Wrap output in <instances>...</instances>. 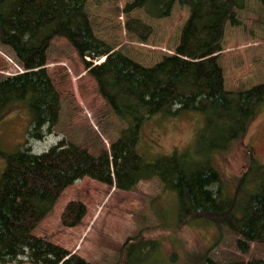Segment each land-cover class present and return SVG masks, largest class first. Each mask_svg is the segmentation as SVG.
<instances>
[{
	"label": "rangeland",
	"instance_id": "rangeland-1",
	"mask_svg": "<svg viewBox=\"0 0 264 264\" xmlns=\"http://www.w3.org/2000/svg\"><path fill=\"white\" fill-rule=\"evenodd\" d=\"M137 1L0 0V17L10 25L9 43L0 39V109L9 107L0 110V179L8 152L36 158L71 149L74 166H80L77 175L71 167L56 170L63 189L55 201L40 203L33 220L9 217L0 264H56L64 257L61 264H184L202 250L206 264H264V203L239 233H219L210 221L189 214L179 220L171 184L144 171L132 153L148 162L176 153L199 210L227 209L226 200L250 167L241 190L252 183L258 188L264 172V7L257 0H230L222 40L197 60L176 52L188 4ZM193 1L198 7L208 0ZM29 11L35 13L24 17ZM75 18L81 26L72 24ZM69 32L83 57L63 36ZM191 36L197 42L191 52L212 43L197 26ZM112 49L133 65L153 68L154 77L149 89H137L135 98L117 104V116L99 87L96 68L106 56L94 58L99 51L110 56ZM213 55L219 68L204 80L197 79L196 67H180V61ZM12 75L20 87L27 83L30 105L37 108L41 101L45 120L29 121L23 97L3 86ZM112 87L105 86L111 94ZM3 95L9 98L5 103ZM134 118L139 124L123 135L130 126L126 119ZM126 162L140 170L133 168L119 182L115 173ZM14 175L4 200L7 214L14 208L7 199L11 192L17 201L26 200L20 173Z\"/></svg>",
	"mask_w": 264,
	"mask_h": 264
},
{
	"label": "trees",
	"instance_id": "trees-1",
	"mask_svg": "<svg viewBox=\"0 0 264 264\" xmlns=\"http://www.w3.org/2000/svg\"><path fill=\"white\" fill-rule=\"evenodd\" d=\"M190 7V15L185 21L180 33V44L176 49L178 55L194 57V59H203L209 56L212 53V48L214 45H219L222 40L223 29L225 27V22L229 18V9L231 6L230 0H208L206 2H202L197 5L193 0H180ZM264 7V0H257ZM143 0H138L136 4H141ZM64 2L60 3V6H63ZM127 10H131L133 5H128ZM168 6V5H167ZM169 8V6H168ZM63 10V9H60ZM35 13V11L27 12L24 17H27L30 14ZM167 13V10L164 12V15ZM20 16L22 17L23 13ZM82 21L75 18V21H72V24H79ZM62 23H64V18L62 19ZM8 20L2 19L0 17V39L3 42L9 43L7 39L6 31L10 28ZM84 21V25H85ZM83 25V26H84ZM81 26V25H80ZM197 26L198 31H202L207 34L212 40L211 44H197V52H191L189 48L190 45H196V37L191 36V28ZM73 31V30H72ZM75 31V32H74ZM74 33L84 31V28H80L79 30H74ZM63 36L71 43V46L75 49V51L83 57L82 49L79 45H76L74 38L70 32L63 33ZM192 45V46H193ZM113 52L117 50L112 49ZM218 51V50H217ZM109 52H101L99 51L94 58H99V55H102V59L106 56V61L96 69L99 71L100 75L98 76L99 87L103 92L107 105L114 111L115 115L119 113L116 110V106L118 103H121L126 98H135L137 96V89L147 90L151 87L153 82V76L151 70L153 68H143L138 64L133 65L132 61L128 59H122L119 53H113L108 56ZM183 60V59H182ZM202 62H205L202 64ZM180 67L185 68L188 67H196L197 68V79L204 80L206 75L209 73L210 75H215L217 73V69L219 68L216 60L210 57L206 60H202L200 62H189L183 60L180 61ZM210 69V70H208ZM124 70V72H121ZM156 71L154 72V76ZM158 74L156 77H159ZM217 76V75H216ZM28 77V75H26ZM23 79V78H22ZM20 80L24 82L25 80ZM130 82L134 84V89L130 88ZM3 86L6 88H11L14 93L23 97L26 104L29 103L31 94L25 91V83L20 87L18 84L16 77L8 78L3 81ZM113 84L112 94L105 88ZM179 87L178 84L172 83L171 87ZM261 89H264V85L261 86ZM258 90V89H257ZM257 90H249L247 93V97H251ZM40 95H41V90ZM260 91V89H259ZM25 95V97H24ZM41 99V98H40ZM168 99V98H166ZM164 100V99H163ZM28 107L34 109L31 111L33 118L39 121L45 120V116H43L44 109L41 106L34 108L35 105L32 103L29 104ZM9 108V107H7ZM42 115V117H41ZM130 126L126 123V128L122 130L123 135L128 133L131 134V131L135 126L139 124L138 119L134 118V121H129ZM127 131V132H126ZM68 149L64 152H58L57 154H51V156L43 155L41 157L36 158H26L23 156H19L16 153H8L6 154V169L2 174V178L0 179V244L5 240L6 235L8 234V228L11 225L9 217L14 219V222H19L21 219L26 221V219L33 220V216L37 214L40 210V203L42 202L48 203L55 201L57 199V192L63 187L56 179V170L57 169H68L71 167L73 172H77V175L80 172L79 162L77 166H74L77 160H74L73 150L69 151ZM133 158L139 157L141 161V166L144 171L153 175H160L164 183L171 184L170 193L175 192L176 200V211L177 217L186 218L185 214H189V216H197V218L204 219L206 221H210L217 231L220 233L222 230H227L231 233H239L240 229L243 227H247L255 220V216L257 210L260 209L264 203V172L262 173V179L257 187H253L252 184L245 185L248 188L245 189V192L241 190L243 187L242 183L244 179L247 180V175L249 174L251 167L249 170L242 175V177L238 180V185L235 187L234 193L230 196L231 199H227L229 207L227 209L222 210L218 207H210L206 210L197 209V195L194 194L193 188L191 187V182L184 179L182 162L179 160L178 155L173 154L174 157H166V158H158L156 160H151L150 162L145 161L140 155L136 154V151H133ZM115 158V157H114ZM116 162V160H115ZM130 162H126L124 165L120 166L115 176L119 182H125L124 178H127V173H131L135 171V169H139L136 165L129 164ZM69 166V167H68ZM116 166V165H115ZM140 166V165H139ZM64 169V170H65ZM20 173L19 180L22 183V189L25 190L26 200L23 202L19 200V197L11 192V198L9 199V203L11 201L12 206L14 207L9 214L5 211L4 200L5 196L11 188V184L15 185V179L17 178L14 174ZM251 186L253 188H251ZM61 187V188H60ZM257 188V189H256ZM252 193V191H254ZM249 192V193H248ZM248 193L246 196L245 194ZM245 196V202L242 204L238 203L239 195ZM11 199V200H10ZM7 201V202H8ZM153 206V204H152ZM195 208V209H194ZM194 209L195 211H193ZM46 208L45 211H42L41 218L46 216ZM156 216L159 217V214L156 213ZM67 219H72V215L70 213L66 216ZM181 218V219H182ZM204 250L202 253L197 251V258L189 259L184 264H191V262H195L196 264H206L204 261ZM65 258V257H64ZM64 258H61L62 261ZM56 263V264H58Z\"/></svg>",
	"mask_w": 264,
	"mask_h": 264
},
{
	"label": "flooded vegetation",
	"instance_id": "flooded-vegetation-1",
	"mask_svg": "<svg viewBox=\"0 0 264 264\" xmlns=\"http://www.w3.org/2000/svg\"><path fill=\"white\" fill-rule=\"evenodd\" d=\"M214 56L215 55H213V58H214ZM214 60H216L215 58H214ZM28 73H30V71H24V72H21V73H19V74H28ZM11 77H13V78H15L16 76L15 75H12V76H10V78ZM28 90H26V92H27ZM29 93V92H28ZM40 98H41V95H40ZM9 100V98L7 97V96H5V95H3L2 96V99H1V103H5V102H7ZM9 103V102H8ZM28 105H29V103L28 104H26L25 106H26V108H27V110H28V116H29V121H39V120H37V119H34L33 118V115H32V113H31V111H30V108L28 107ZM39 106H41V101H39ZM8 107V105H5L4 107H2L0 110L2 111V112H4L5 110H6V108ZM8 153H12V152H8ZM8 153H6V154H8ZM60 264L62 263V261H60L59 262ZM58 263V264H59Z\"/></svg>",
	"mask_w": 264,
	"mask_h": 264
},
{
	"label": "bare ground",
	"instance_id": "bare-ground-1",
	"mask_svg": "<svg viewBox=\"0 0 264 264\" xmlns=\"http://www.w3.org/2000/svg\"><path fill=\"white\" fill-rule=\"evenodd\" d=\"M102 61H103V59H102ZM23 72V71H22Z\"/></svg>",
	"mask_w": 264,
	"mask_h": 264
}]
</instances>
